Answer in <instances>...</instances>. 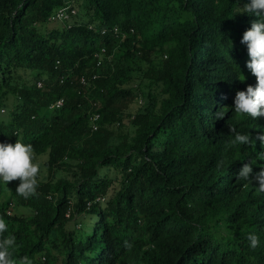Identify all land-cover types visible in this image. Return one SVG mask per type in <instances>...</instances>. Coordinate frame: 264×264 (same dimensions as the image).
<instances>
[{
    "label": "trees",
    "instance_id": "16d2710c",
    "mask_svg": "<svg viewBox=\"0 0 264 264\" xmlns=\"http://www.w3.org/2000/svg\"><path fill=\"white\" fill-rule=\"evenodd\" d=\"M247 2L0 0V142L32 144L51 175L29 199L19 181H0L16 257L264 264V193L235 175L244 163L264 168V147L229 145V126L253 139L264 131V117L234 113L237 91L256 84L240 43L256 19ZM68 4L76 14L52 19ZM138 97L146 104L133 111Z\"/></svg>",
    "mask_w": 264,
    "mask_h": 264
},
{
    "label": "clouds",
    "instance_id": "9594fccd",
    "mask_svg": "<svg viewBox=\"0 0 264 264\" xmlns=\"http://www.w3.org/2000/svg\"><path fill=\"white\" fill-rule=\"evenodd\" d=\"M243 9L244 13L256 17L251 21L250 28L243 33L240 41L247 48L250 59L246 67L256 78V84L248 85L246 90L237 91L234 99V113L237 117H251L257 120L264 117V0H248ZM244 79L243 76L240 80L243 82ZM223 109L215 113V119H224L226 113ZM229 129L232 134L230 146L253 145L256 140H259L264 147V131H260L253 139L250 133L237 132L233 126H229ZM258 158L264 160V152H261ZM222 165L223 161L218 164V167ZM41 174V163L36 157L32 144H25L21 139H17L15 144L0 142V181L6 185L19 181L15 190L17 195L24 199L37 195ZM235 175L240 181L251 184L255 181L258 184L257 191L264 193V168L253 173L252 164L244 163ZM7 232L8 224L0 217V264H33L28 256L16 257L17 238L14 234L5 235ZM247 240L253 249L260 244L259 236L255 232H249Z\"/></svg>",
    "mask_w": 264,
    "mask_h": 264
},
{
    "label": "rangeland",
    "instance_id": "374dc122",
    "mask_svg": "<svg viewBox=\"0 0 264 264\" xmlns=\"http://www.w3.org/2000/svg\"><path fill=\"white\" fill-rule=\"evenodd\" d=\"M77 15H79V18H83L85 14L83 13V11L82 12L81 11H78V14ZM62 22L65 24L64 21H62ZM62 22L56 21L54 23V25H57V26L58 25H61ZM145 104H146V99L145 98H142V97H138L137 100H136V102H134L132 104V110L133 111H136L139 108L144 107ZM36 157L39 160V162L41 163L42 174H41L40 180H45V181L49 180V178H50L51 175L49 173L48 166L46 165V162H47V159H48V155L47 154H41V155H37ZM104 172H108L110 174V176L118 175V173L115 171L114 168H112L110 170L109 169L102 170V173H104ZM67 174L68 173L66 171L57 170V172L54 174V176H52V178H55L56 179V178L61 177V176H66ZM12 207L14 208V212H16V213H29L30 212V209L27 208V207H25V206H21V205H17L16 206V204H15V206H12ZM72 224H73V222H72ZM54 253H56V250L55 249H54ZM44 255L45 254H40V257L42 256L41 258L43 260L46 259L44 257Z\"/></svg>",
    "mask_w": 264,
    "mask_h": 264
},
{
    "label": "built area",
    "instance_id": "2783aa9c",
    "mask_svg": "<svg viewBox=\"0 0 264 264\" xmlns=\"http://www.w3.org/2000/svg\"><path fill=\"white\" fill-rule=\"evenodd\" d=\"M77 10L75 8L71 9V5L68 4L65 7L59 8L56 13L52 16V19H58L60 21H66L69 20L71 18L72 15L76 14ZM83 83H86L85 78H83ZM39 85L41 86L42 83L39 82ZM63 105V100L60 99L57 102L53 103L51 105V109H57L59 107H61ZM100 114L99 113H95L93 114V116L91 117V124H92V128L93 130H97L98 129V124H97V120L99 119Z\"/></svg>",
    "mask_w": 264,
    "mask_h": 264
}]
</instances>
